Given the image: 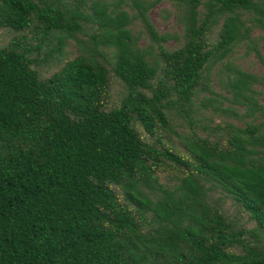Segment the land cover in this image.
Listing matches in <instances>:
<instances>
[{
	"label": "trees",
	"instance_id": "trees-1",
	"mask_svg": "<svg viewBox=\"0 0 264 264\" xmlns=\"http://www.w3.org/2000/svg\"><path fill=\"white\" fill-rule=\"evenodd\" d=\"M159 1L0 0V264H264V0Z\"/></svg>",
	"mask_w": 264,
	"mask_h": 264
},
{
	"label": "rangeland",
	"instance_id": "rangeland-1",
	"mask_svg": "<svg viewBox=\"0 0 264 264\" xmlns=\"http://www.w3.org/2000/svg\"><path fill=\"white\" fill-rule=\"evenodd\" d=\"M153 1V0H149ZM130 11V9L128 8ZM150 17L154 25L158 28L161 33H180L181 26L178 23V18L176 10L174 7L173 0H160L159 3L150 12ZM132 30L135 35L140 38L141 45L147 43V38L144 36L143 28L140 23L137 21L132 26ZM10 38V33L5 30H0V45H5ZM252 40H254L259 47L260 52L264 56V32L261 30H255ZM180 43L176 41H170L168 46L170 48L178 47ZM74 48V47H73ZM232 60L241 66L246 71L262 75L264 73V67L260 60L257 57V54L253 51L248 50L247 44H241L234 52ZM218 88V83L216 84ZM258 90L262 92V103L264 104V86H258ZM208 116L212 115L211 111H208ZM215 121L220 123L223 121H230L241 126L244 125V122L238 118H229V117H215Z\"/></svg>",
	"mask_w": 264,
	"mask_h": 264
}]
</instances>
